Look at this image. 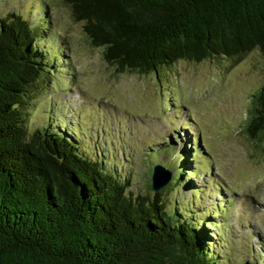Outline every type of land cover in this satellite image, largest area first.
I'll return each instance as SVG.
<instances>
[{
    "label": "trees",
    "instance_id": "1",
    "mask_svg": "<svg viewBox=\"0 0 264 264\" xmlns=\"http://www.w3.org/2000/svg\"><path fill=\"white\" fill-rule=\"evenodd\" d=\"M63 1L121 74H158L179 61L236 64L254 50L264 58V0ZM37 30L15 14L0 21V264H217L221 243L209 232L217 214L201 225L193 202L168 199L192 185L188 151L158 193L150 176L153 194H141L70 132L30 127L34 93L52 68ZM252 100L242 131L259 141L264 84Z\"/></svg>",
    "mask_w": 264,
    "mask_h": 264
},
{
    "label": "rangeland",
    "instance_id": "2",
    "mask_svg": "<svg viewBox=\"0 0 264 264\" xmlns=\"http://www.w3.org/2000/svg\"><path fill=\"white\" fill-rule=\"evenodd\" d=\"M11 14L38 28L52 66L31 102L33 130L56 124L70 132L141 194H153L151 167L172 177L188 151L184 178L192 185L183 183L168 199L193 202L201 225L217 214L209 225L221 243L217 264H264V134L251 141L242 131L264 84L258 50L236 64L179 61L158 74H121L90 45L63 0H0V21ZM164 146L166 154L155 152Z\"/></svg>",
    "mask_w": 264,
    "mask_h": 264
},
{
    "label": "water",
    "instance_id": "3",
    "mask_svg": "<svg viewBox=\"0 0 264 264\" xmlns=\"http://www.w3.org/2000/svg\"><path fill=\"white\" fill-rule=\"evenodd\" d=\"M151 180L153 191L158 193L170 180V174L160 165H156L152 169Z\"/></svg>",
    "mask_w": 264,
    "mask_h": 264
}]
</instances>
